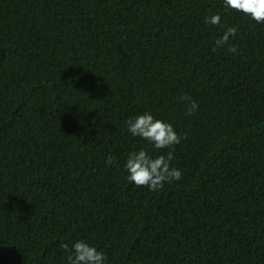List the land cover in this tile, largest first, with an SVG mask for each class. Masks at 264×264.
Here are the masks:
<instances>
[{"label":"trees","instance_id":"obj_1","mask_svg":"<svg viewBox=\"0 0 264 264\" xmlns=\"http://www.w3.org/2000/svg\"><path fill=\"white\" fill-rule=\"evenodd\" d=\"M226 27L236 53L213 50ZM145 112L181 137L159 191L124 171ZM78 240L105 264H264V25L222 0H0V264Z\"/></svg>","mask_w":264,"mask_h":264},{"label":"clouds","instance_id":"obj_2","mask_svg":"<svg viewBox=\"0 0 264 264\" xmlns=\"http://www.w3.org/2000/svg\"><path fill=\"white\" fill-rule=\"evenodd\" d=\"M226 10H234L247 16L256 24L264 25V0H222ZM219 13L204 18V23L221 26ZM237 34L235 27H226L223 34L214 42V51L227 46L228 51L236 53L237 49L229 43ZM186 102V115L192 116L199 110L198 103L188 95L181 97ZM127 131L132 137L145 141L148 148L141 147L128 153L124 161L127 181L136 187H146L149 191H159L166 183L179 181L182 171L172 164L174 146L181 143V137L173 125L155 118L145 112L126 121ZM153 152L166 154L153 155ZM114 157H107L106 163L112 164ZM60 247L69 252V264H105V254L85 240L72 243L61 242Z\"/></svg>","mask_w":264,"mask_h":264}]
</instances>
